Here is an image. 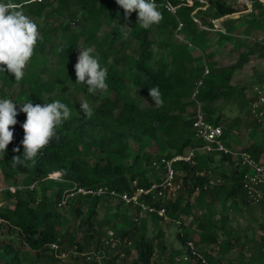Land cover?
I'll use <instances>...</instances> for the list:
<instances>
[{
    "label": "trees",
    "instance_id": "trees-1",
    "mask_svg": "<svg viewBox=\"0 0 264 264\" xmlns=\"http://www.w3.org/2000/svg\"><path fill=\"white\" fill-rule=\"evenodd\" d=\"M206 1L205 9L197 10L195 14L199 23L209 27L211 19L221 18L224 33L200 29L189 16L192 8L185 6H180L175 16L157 6L163 19L151 28L143 29L137 13L132 12L125 17L116 0H41L34 3L0 0V3L23 5V12L37 24L41 37L21 81H15L6 70L0 72V99L13 100L18 112L17 123L12 126L13 140L6 152L0 153V174L8 183L13 182L15 175H22L13 191L4 189L13 197V205L0 207V227L4 228L5 235L16 240L0 237V264H26L20 261L19 245H25L33 255V261L27 264H34L38 259L53 261V253L49 250L57 252L63 240L62 212L56 203L72 183L84 188L106 186L128 193L137 185L146 189L161 181L163 168L160 158L170 159L201 145L191 125L193 101L190 92L198 79H201V84L195 99L205 120L220 126L223 144L231 150L246 152L255 160L264 161V113L260 120L251 117L248 102L254 95L244 97L247 86L231 83L232 73L241 69L252 55L263 59L262 75L255 81L257 84L264 81V3L249 0L250 11L232 18L227 15L246 6L237 8L236 0ZM175 17L182 22L178 32L182 40L174 36ZM103 26H107L106 30L98 34ZM125 31L129 33L127 39L123 38ZM79 47L94 49L93 55L107 69V90H98L93 95L88 93L86 85L76 83L73 60ZM224 58L226 63H219ZM204 65L207 73L202 75ZM154 86L161 92L163 106L155 105L148 94L149 88ZM68 91L72 96L67 95ZM133 91L136 94H132ZM30 100L41 105L59 100L70 108L72 115L57 127L58 139L42 150L35 158L36 162L26 161L25 165L13 166V156L24 159L21 141L26 114L19 109L22 103ZM82 101L93 107L91 118L81 113L79 103ZM229 105L237 106L240 113L246 112L250 117L245 124L249 130L248 141L240 148L233 146L238 140L232 136L233 130L241 123V116L226 115L224 110ZM130 142L136 145L130 162L113 161L111 155L123 159L129 156ZM14 148L20 151L14 152ZM92 148L104 155L88 163L81 158V150ZM225 162H231L229 155L202 150L195 152L192 163L172 161L175 180L177 172H182L181 179L177 181L184 194L178 193L163 202L156 195V190H150L138 199L155 208L163 207L166 219L178 222H181L180 216L190 213L188 199L194 191L197 201L217 202L222 207L217 218L219 232L226 237L217 240L219 234L215 221L210 214H202L196 222L198 241L215 244L216 249L213 253L199 250L201 255L207 264H253L248 257L241 259L244 257L241 254L239 261L233 259L230 249L234 241L246 238L223 229L227 219L226 203L227 209L235 212L240 210L241 203L250 202L242 188L244 168L235 165L227 173L221 167ZM214 169L218 170V176L212 182L207 173ZM54 171L59 172V178L46 177ZM132 180L134 185H131ZM33 182L34 185L28 188ZM261 190L264 196V188ZM108 199L114 208L131 206L105 195L76 194L63 207L73 206L76 215H81L82 201H89V208L82 218L89 230L95 204L108 202ZM134 211L138 212L139 208L135 206ZM150 214L161 219L155 213ZM120 216L123 221H130L129 226L115 228L109 225L111 234L98 233L94 250L103 253L116 246L128 255L129 246H132L136 253L132 264H153L155 246L146 237L144 229L134 225L138 217L130 218L123 213ZM187 236L185 232L177 234L182 244L190 239ZM112 240L116 243L111 247ZM53 243L56 244L55 249L51 248ZM74 243L77 251H82L79 243ZM263 247L264 237H260L253 258H264ZM117 255H111L106 264H113ZM96 263L90 260V264ZM172 264L177 263L173 260Z\"/></svg>",
    "mask_w": 264,
    "mask_h": 264
},
{
    "label": "rangeland",
    "instance_id": "rangeland-1",
    "mask_svg": "<svg viewBox=\"0 0 264 264\" xmlns=\"http://www.w3.org/2000/svg\"><path fill=\"white\" fill-rule=\"evenodd\" d=\"M264 3V0H261ZM235 6L239 9H242L246 6L245 9H242L239 12H235L227 15V17H237L241 16L248 11H250V1L249 0H236ZM75 27V26H74ZM107 26H103L99 33L106 30ZM80 48V47H79ZM77 49L74 55L73 63L74 65L77 62L80 49ZM227 59H221L219 63H226ZM262 64L263 59L259 55H252L248 58L247 62L239 70H235L231 76V83H239L247 86L244 90V97L250 96L252 90L258 84L255 79L262 75ZM71 85V84H70ZM72 87L68 88L71 90ZM14 92V89L10 91V94ZM67 95L72 96L70 91L67 92ZM132 94H136L133 91ZM79 96V95H78ZM11 97V95H10ZM224 113L233 117L235 115L241 116V123L237 126L236 134L232 137L235 138L236 142L233 146L235 148H240L243 143L248 141L249 130L245 127V124L250 121L247 113H240L239 108L235 105H229L225 108ZM240 113V115H239ZM235 136V137H234ZM136 150V145L130 142L129 145V156L126 158H121L117 155H111L113 161H123L130 162L132 152ZM104 153L99 152L97 149H88L81 150V158L88 163H93ZM222 169L230 173L233 169L232 162H225L221 165ZM208 178L213 182L218 176V170H211L207 173ZM182 172H177V180L181 179ZM22 175L17 174L13 182H6L0 174V205L3 207H12L13 197L7 195L4 192V189L8 187H15L19 185ZM210 184V183H209ZM184 194L182 187L179 191H176L174 197L178 194ZM166 195V194H165ZM168 196L161 198L163 202H166ZM190 213L187 216H180V221L176 224L173 220L166 218L156 219L151 214L144 211H134L133 206L125 208L124 206H118L114 208L111 205L112 201L108 202H98L95 204V213L90 216L91 229L87 230L84 218L87 208H89V201L84 200L80 205L81 215H76L74 207L70 206L69 208L61 207V232H63V240L60 245L57 247V252L53 253V261L51 260H35L34 264H90L91 261L97 262L96 264H106L108 258L113 254H118L113 264H132V260L135 258L136 253L132 246L130 247L129 254L125 255L120 249H108L105 251L97 252L94 250L96 241L98 239V233L109 234V225L117 227H126L129 226L130 221L121 218L120 214H125L130 218L138 217V221L134 224L137 228L144 229L146 237L151 239L152 243L155 246L154 253L152 255L153 264H172L173 258L177 256L184 246L180 239L177 237V234L185 232L188 234V238L193 240L196 245L197 250L210 251L211 253L215 252V244H206L198 241L199 229L196 226L197 220L201 217L202 214H210L215 221L216 232L219 234L217 240H223L226 236L220 234L219 232V223L217 221L218 213L222 207L217 202H210L204 199L202 202L196 199V191H194L189 197ZM227 203L225 205V210L227 214V220L223 226L224 231L231 232L232 235L243 236L246 240L243 241H234V245L230 249V254L232 255L235 261L241 259H246L247 257L253 264H264V258L256 260L253 258V255H256L257 244L261 236H264V196L255 203L252 202H243L239 211L228 210ZM135 213V214H134ZM4 228L0 227V237L4 238H14L13 236L8 237L4 233ZM137 233V232H136ZM135 233V235H136ZM71 238V240H70ZM79 243L82 247V251H77L75 243ZM129 243H127L128 245ZM242 246V247H241ZM19 257L20 261L23 263H28L33 261V255L31 251L25 245H19ZM104 250V249H103ZM264 250V247H263ZM241 251V253H240ZM222 264V262H219Z\"/></svg>",
    "mask_w": 264,
    "mask_h": 264
},
{
    "label": "clouds",
    "instance_id": "clouds-1",
    "mask_svg": "<svg viewBox=\"0 0 264 264\" xmlns=\"http://www.w3.org/2000/svg\"><path fill=\"white\" fill-rule=\"evenodd\" d=\"M34 3L36 0H28ZM124 10L125 17L132 12L137 13L138 21L143 29H149L163 19L154 0H116ZM129 33L125 31L123 38ZM40 33L37 24L24 12L23 5L0 3V72L5 70L19 82L25 76V68L34 55V49ZM77 62L74 65L76 83L86 85L90 94L98 90H107V69L102 67L98 58L93 55L91 47L79 48ZM64 51V49H60ZM148 94L155 105L163 106V99L158 87H151ZM20 112L26 114L22 124L24 159L13 156V166L25 165L26 161L36 162L42 150L46 149L51 141L58 139L57 127L68 120L72 113L70 108L59 100L47 104H33L30 100L22 103ZM81 113L86 118L94 115L93 107L87 102L79 103ZM17 107L11 99H0V153H5L7 146L13 140L12 126L17 123ZM19 152V148H14Z\"/></svg>",
    "mask_w": 264,
    "mask_h": 264
},
{
    "label": "built area",
    "instance_id": "built-area-1",
    "mask_svg": "<svg viewBox=\"0 0 264 264\" xmlns=\"http://www.w3.org/2000/svg\"><path fill=\"white\" fill-rule=\"evenodd\" d=\"M40 1L41 0H36V2ZM154 2L157 6H160L173 16H175L176 10L180 6L191 7L192 9L189 12V16L200 29L219 31L221 33H224V28L220 24L221 18L211 19L209 27L202 26L199 23V20L197 19L195 14L197 10L205 9V7L207 6L206 0H154ZM175 20L176 25L174 29V36L177 39L182 40L181 35L178 33L180 28L182 27V22L176 17ZM206 73L207 67L204 65L202 75H205ZM200 84L201 79L195 81L190 92V98L193 101V119L191 125L194 129L195 138L199 139L202 143L201 145L189 148L185 153L176 154L170 159L160 158L159 163L162 164L163 171L161 181L158 185L151 184L146 189L137 185L134 187L132 192L128 193L126 191L119 192L114 189H109L106 186L84 188L77 186L75 183H72L71 187L68 190L62 192L56 203V206H65L68 199L76 194L90 196L105 195L106 197L113 200H120L123 204H130L133 207L137 206L139 208V211L142 210L149 214L155 213L158 217L166 218L163 207L155 208L151 205L140 202L138 198L141 194H145L150 190H156V195L160 198L164 196H173L175 192L180 189V183L174 178V171L172 169L171 162L175 160H182L188 163H192V158L194 157L195 152L198 150L229 155L233 166L238 165L239 167H243L244 172L242 174V188L250 199V202H258L262 197L261 188H264V161L262 159L255 160L248 153L237 151L238 149L231 150L223 144L220 126L211 124L205 120L204 115L200 109V104L195 99V95ZM252 94L254 95V98L253 100L248 102V112L251 117L260 120V117L264 113V81L254 87V89L252 90ZM233 133L236 134V131L233 130ZM46 177L57 179L59 178V172L54 171L48 173ZM34 183L35 182L31 183L28 188H31ZM134 184L135 182L132 180L131 185ZM14 188L8 187L10 191H13ZM0 207L2 206L0 205ZM174 222L176 224L179 223L178 220H174ZM110 234L111 232L109 231L108 235ZM115 243L116 241L112 240L110 242V246H114ZM51 248L55 249L56 244H51ZM173 260L177 264H207L204 257L201 255L200 251L197 250L193 240L191 239L187 240L184 243L182 251L177 256H175Z\"/></svg>",
    "mask_w": 264,
    "mask_h": 264
},
{
    "label": "crops",
    "instance_id": "crops-1",
    "mask_svg": "<svg viewBox=\"0 0 264 264\" xmlns=\"http://www.w3.org/2000/svg\"><path fill=\"white\" fill-rule=\"evenodd\" d=\"M221 61V60H220ZM227 214H228V212H227ZM227 220V219H226ZM225 223H226V221H225ZM225 223H224V225H225ZM227 232V231H226ZM261 237H264V236H261ZM264 251V250H263Z\"/></svg>",
    "mask_w": 264,
    "mask_h": 264
}]
</instances>
